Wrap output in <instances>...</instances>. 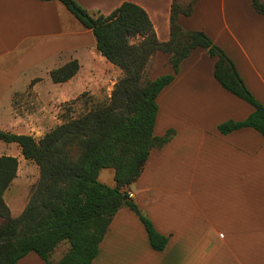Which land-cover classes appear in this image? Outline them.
<instances>
[{
  "label": "crops",
  "instance_id": "1",
  "mask_svg": "<svg viewBox=\"0 0 264 264\" xmlns=\"http://www.w3.org/2000/svg\"><path fill=\"white\" fill-rule=\"evenodd\" d=\"M77 1L104 14L133 2L146 10L160 41L171 37L174 0ZM178 23L185 30L204 31L221 46L264 105V14L252 0H197L192 14H181ZM72 59L81 65L75 76L60 83L50 79L51 70ZM216 60L205 48H195L159 93L154 133L163 136L172 130L173 136L152 149L129 187L132 199L168 238L166 246L154 249L140 217L123 206L91 264H264V135L249 126L228 133L219 129L229 120H245L254 107L219 83ZM173 72L171 54L157 51L148 77ZM123 76V70L102 55L93 31L60 0H0L1 130L39 139L60 124L54 114L58 101L74 98L87 87L113 88ZM44 80L64 85L63 89L54 86V94H42L39 87ZM33 92L43 103L36 109ZM48 116L55 120L46 123L43 118ZM1 141L0 156H14L19 162L4 196L16 217L28 203L39 168L25 158L17 142ZM30 166L38 169L33 180L21 174ZM99 180L115 187V169L102 168ZM23 186L27 190L18 197ZM12 188L17 192L11 193ZM61 243L51 255L56 256L54 262L64 255L65 251H57ZM17 264H44V260L31 251Z\"/></svg>",
  "mask_w": 264,
  "mask_h": 264
},
{
  "label": "trees",
  "instance_id": "2",
  "mask_svg": "<svg viewBox=\"0 0 264 264\" xmlns=\"http://www.w3.org/2000/svg\"><path fill=\"white\" fill-rule=\"evenodd\" d=\"M60 1L93 31L102 55L121 68L124 76L116 82L108 101L76 116L69 114L72 109L68 108L61 115L62 123L39 139L0 129V140L17 142L25 158L33 160L40 172L26 207L15 217L4 196L17 176L19 162L14 156H0V264H17L31 251L39 254L44 264H91L123 206L140 217L154 249L166 246L168 238L155 229L123 189L138 179L152 149L172 138V130L163 136L154 133L157 97L195 48H205L216 57L214 75L219 83L254 107L245 120L220 124L221 132L249 126L264 135V105L247 87L234 61L204 31L185 30L178 23L181 14H192L197 0L173 1L171 37L164 42L157 38L146 10L133 2H123L104 14L89 11L77 0ZM252 3L264 14V2ZM159 50L171 54L174 72L150 79L149 67ZM80 66L72 59L51 70V79L56 83L68 81ZM105 167L115 169V187L99 180ZM62 241L69 243V249L54 262L51 255Z\"/></svg>",
  "mask_w": 264,
  "mask_h": 264
},
{
  "label": "rangeland",
  "instance_id": "3",
  "mask_svg": "<svg viewBox=\"0 0 264 264\" xmlns=\"http://www.w3.org/2000/svg\"><path fill=\"white\" fill-rule=\"evenodd\" d=\"M185 1H187V0H185ZM43 73H45V72H43ZM39 80H40V78L35 79L34 83H36ZM42 83H44L43 86L41 88L39 87V90H40V92L42 94H47L48 93V94L52 95V94H54V92H56L53 89L54 86H61V89H63V86H64V85L54 84L52 81L47 83V82H45V80ZM67 88L68 87L65 86L64 90L66 91ZM113 89H114V87L113 88H109L107 86L95 87V90L91 89V88H88V87L84 88V89H82L80 91V93L76 97L67 98V99H65V101H58V103H56L57 104L56 110L54 109L57 112L54 113V114H55L56 117L59 118V120L61 121L60 123H62L63 118H61V115L62 114L63 115L66 114L68 108L72 109V111H68V112H69V114H71L73 116H76V115H78L80 113H84V112L88 111L90 108H92V107H94V106H96V105H98L100 103L108 101L110 99L111 95H112ZM46 91H47V93H46ZM38 95H39L38 92H33L32 93V96L34 98V106H33L34 109L40 107L41 104L43 105V103H40L39 100L37 99ZM77 97H79V99L75 103H71L72 100L76 99ZM43 120H45L46 123H51V122H53V120H55V118H53L52 116H48V117H44ZM1 142H3V141H1ZM37 170L38 169H36L35 166H30L29 171L25 167L21 174H23V176L27 175L28 177L31 178V180H33L35 178V176H36V173L38 174ZM39 174H40V172H39ZM33 185H32V187H33ZM25 188H26V186H23L24 190H21V191L18 192L19 193L18 197H19V195L25 193V191L27 190ZM11 190H12L11 193H14V192L16 193L17 192V190L15 188H12ZM9 197H10V195H9ZM9 197H8V199H9ZM68 249H69V244H68V247H67V243L63 242V243H61V245L58 246L57 251L60 252V253L61 252L63 253L65 251L63 253V254H65L68 251ZM62 255L58 259H60L62 257ZM52 259L53 260H57L55 254H54V258H52Z\"/></svg>",
  "mask_w": 264,
  "mask_h": 264
},
{
  "label": "built area",
  "instance_id": "4",
  "mask_svg": "<svg viewBox=\"0 0 264 264\" xmlns=\"http://www.w3.org/2000/svg\"><path fill=\"white\" fill-rule=\"evenodd\" d=\"M123 192L126 193L129 198H133L134 197L133 191L130 190L129 188L123 189Z\"/></svg>",
  "mask_w": 264,
  "mask_h": 264
}]
</instances>
